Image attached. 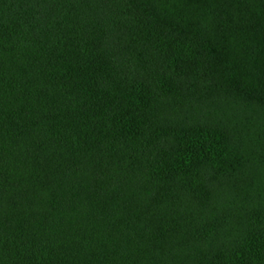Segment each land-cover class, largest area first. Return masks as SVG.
I'll return each instance as SVG.
<instances>
[{"label":"trees","instance_id":"16d2710c","mask_svg":"<svg viewBox=\"0 0 264 264\" xmlns=\"http://www.w3.org/2000/svg\"><path fill=\"white\" fill-rule=\"evenodd\" d=\"M0 264H264V0H0Z\"/></svg>","mask_w":264,"mask_h":264}]
</instances>
